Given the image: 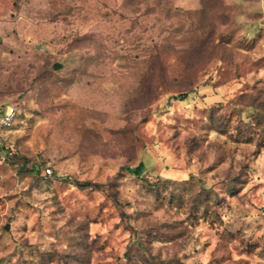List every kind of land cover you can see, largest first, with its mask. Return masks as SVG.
<instances>
[{
    "label": "rangeland",
    "instance_id": "1",
    "mask_svg": "<svg viewBox=\"0 0 264 264\" xmlns=\"http://www.w3.org/2000/svg\"><path fill=\"white\" fill-rule=\"evenodd\" d=\"M8 106L0 264H264V0H0Z\"/></svg>",
    "mask_w": 264,
    "mask_h": 264
},
{
    "label": "built area",
    "instance_id": "2",
    "mask_svg": "<svg viewBox=\"0 0 264 264\" xmlns=\"http://www.w3.org/2000/svg\"><path fill=\"white\" fill-rule=\"evenodd\" d=\"M17 116V111L13 106L0 109V160H5L11 152L7 149L1 137L6 129H8Z\"/></svg>",
    "mask_w": 264,
    "mask_h": 264
},
{
    "label": "trees",
    "instance_id": "3",
    "mask_svg": "<svg viewBox=\"0 0 264 264\" xmlns=\"http://www.w3.org/2000/svg\"><path fill=\"white\" fill-rule=\"evenodd\" d=\"M187 97H188V93H182V94H180V95L174 96L175 99H178V100H180V101L186 100ZM16 117H17V116H16ZM15 120H16V118H15ZM14 123H15V121L13 122V124H12L8 129H6V130L4 131V133H3L2 137H1V139H2V141L4 142V144H5L6 147H7V145H6V138H4V136H5L6 133H8V132L13 128ZM7 149H8V148H7ZM144 168H145V167H144V164H143V163H140V164H139L138 166H136L135 168H131L130 171L133 172V173L136 174V175H140V174L144 171Z\"/></svg>",
    "mask_w": 264,
    "mask_h": 264
},
{
    "label": "water",
    "instance_id": "4",
    "mask_svg": "<svg viewBox=\"0 0 264 264\" xmlns=\"http://www.w3.org/2000/svg\"><path fill=\"white\" fill-rule=\"evenodd\" d=\"M54 68L57 69V68H58V65L56 64V65L54 66Z\"/></svg>",
    "mask_w": 264,
    "mask_h": 264
}]
</instances>
